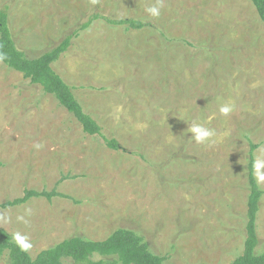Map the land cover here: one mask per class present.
<instances>
[{
	"label": "rangeland",
	"instance_id": "1",
	"mask_svg": "<svg viewBox=\"0 0 264 264\" xmlns=\"http://www.w3.org/2000/svg\"><path fill=\"white\" fill-rule=\"evenodd\" d=\"M161 2L152 18L146 9L157 0H0L30 57L94 9L153 26L96 22L54 65L126 152L86 134L54 96L0 62V230L28 244L33 259L67 239L104 241L120 229L165 264H231L243 252L251 145L264 159V25L250 0ZM221 103L233 112L222 115ZM193 122L215 137L196 143ZM255 178L261 255L264 182ZM28 191L56 195L1 207Z\"/></svg>",
	"mask_w": 264,
	"mask_h": 264
},
{
	"label": "trees",
	"instance_id": "2",
	"mask_svg": "<svg viewBox=\"0 0 264 264\" xmlns=\"http://www.w3.org/2000/svg\"><path fill=\"white\" fill-rule=\"evenodd\" d=\"M264 25V0H250ZM104 22L112 28L143 30L153 27L136 18L113 19L97 10H92L86 20L80 23L71 33H67L53 48L47 49L39 56L30 57L19 49L10 25L7 8H0V62L23 74L32 85L42 87L46 94L56 98L81 124L84 132L92 137L100 136L106 146L114 151L126 152V148L116 138L105 135L103 127L88 113L77 98L74 87L56 71L54 65L65 56L73 46V41L82 32L89 30L96 22ZM157 29H162L158 27ZM258 146L250 149V195L246 224V240L242 254L231 264H264V251L257 254L260 240L257 233V220L263 192L255 178L253 163ZM56 194L28 191L21 199L3 204L8 208L25 204L32 198L45 197L51 200ZM19 243L13 235L0 230V256L8 254L9 264H63L70 259L74 264H165L166 258L154 255L143 238L129 229H120L104 241H88L80 237L67 239L48 250L41 252L35 259L29 252V245Z\"/></svg>",
	"mask_w": 264,
	"mask_h": 264
},
{
	"label": "clouds",
	"instance_id": "3",
	"mask_svg": "<svg viewBox=\"0 0 264 264\" xmlns=\"http://www.w3.org/2000/svg\"><path fill=\"white\" fill-rule=\"evenodd\" d=\"M162 6L163 5L161 0H157L156 4L146 9V12L150 17L158 18L161 15ZM234 107L235 106L231 103H221L219 107V112L224 116H228L233 112ZM190 130L192 133V139H194L196 143H201V144L210 141L216 135L214 130L206 127L203 123L193 122L190 125ZM36 147L38 148L39 145H36ZM253 168L255 170V173L257 174L258 183L264 182V173H261V169H264V159L257 158L253 163ZM17 239L20 238L17 237ZM27 247L28 245H25V248Z\"/></svg>",
	"mask_w": 264,
	"mask_h": 264
}]
</instances>
